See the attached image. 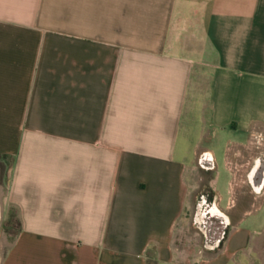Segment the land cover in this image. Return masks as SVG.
<instances>
[{
	"label": "crops",
	"instance_id": "obj_1",
	"mask_svg": "<svg viewBox=\"0 0 264 264\" xmlns=\"http://www.w3.org/2000/svg\"><path fill=\"white\" fill-rule=\"evenodd\" d=\"M0 157V264H254L264 0H0ZM201 188L230 228L189 262Z\"/></svg>",
	"mask_w": 264,
	"mask_h": 264
},
{
	"label": "rangeland",
	"instance_id": "obj_2",
	"mask_svg": "<svg viewBox=\"0 0 264 264\" xmlns=\"http://www.w3.org/2000/svg\"><path fill=\"white\" fill-rule=\"evenodd\" d=\"M10 166L9 159L1 158L0 157V203L2 205V209L0 211V259L8 250L13 242V236L18 229V224L15 216V212L13 210H7L6 204L4 202V193H5V186L7 182V173L8 168ZM203 189L196 194L192 195L191 199V210L188 211L186 216V225L183 228V232L180 235V245L181 247L189 254V262L193 260L191 257L197 254L198 251L200 252H207L208 249H205L203 245V237L196 227L195 215H196V200L197 196ZM226 198V197H225ZM225 199L221 202V207H224ZM264 222V211L260 213L258 218L250 217L247 219L246 223H244V227L254 230L255 234L260 232L262 228V224ZM264 233V232H263ZM264 235V234H263ZM257 250L261 252L264 251V242H260L256 247ZM209 251V250H208ZM259 252V251H258ZM254 264H264V254L257 253V257L253 260Z\"/></svg>",
	"mask_w": 264,
	"mask_h": 264
},
{
	"label": "flooded vegetation",
	"instance_id": "obj_3",
	"mask_svg": "<svg viewBox=\"0 0 264 264\" xmlns=\"http://www.w3.org/2000/svg\"><path fill=\"white\" fill-rule=\"evenodd\" d=\"M263 168L264 164L259 162L257 169ZM262 180V189H264V171ZM195 206L194 223L203 237V245L209 249L215 248L226 238L230 228V221L217 211L211 195L206 191L198 194Z\"/></svg>",
	"mask_w": 264,
	"mask_h": 264
},
{
	"label": "water",
	"instance_id": "obj_4",
	"mask_svg": "<svg viewBox=\"0 0 264 264\" xmlns=\"http://www.w3.org/2000/svg\"><path fill=\"white\" fill-rule=\"evenodd\" d=\"M220 214H222V213H220ZM223 215V214H222Z\"/></svg>",
	"mask_w": 264,
	"mask_h": 264
}]
</instances>
